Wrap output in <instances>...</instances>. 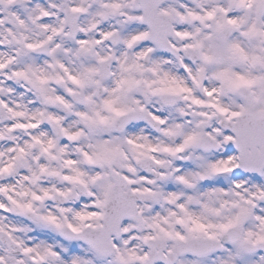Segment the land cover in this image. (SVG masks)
Returning a JSON list of instances; mask_svg holds the SVG:
<instances>
[{"label": "snow or ice", "instance_id": "6c2138e0", "mask_svg": "<svg viewBox=\"0 0 264 264\" xmlns=\"http://www.w3.org/2000/svg\"><path fill=\"white\" fill-rule=\"evenodd\" d=\"M0 264H264V0H0Z\"/></svg>", "mask_w": 264, "mask_h": 264}]
</instances>
